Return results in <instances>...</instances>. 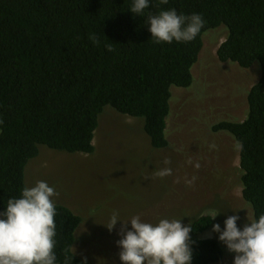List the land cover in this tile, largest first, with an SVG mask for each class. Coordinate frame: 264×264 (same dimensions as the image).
I'll list each match as a JSON object with an SVG mask.
<instances>
[{
    "label": "trees",
    "instance_id": "1",
    "mask_svg": "<svg viewBox=\"0 0 264 264\" xmlns=\"http://www.w3.org/2000/svg\"><path fill=\"white\" fill-rule=\"evenodd\" d=\"M131 4L0 0V211L27 185L26 168L43 147L94 153L107 106L141 119L152 146L167 147L171 89L192 85L204 33L225 25L229 33L217 50L219 60L246 69L258 61L262 73L249 91L246 118L220 121L212 130L227 131L240 144L243 198L253 218L264 214V0H152L144 17L134 15ZM162 8L199 13L205 26L192 42L156 44L145 21ZM211 218L202 214L191 223L192 264L224 258L217 238L202 237ZM55 223L61 264L66 249L74 253L72 264H89L74 252L82 217L57 203Z\"/></svg>",
    "mask_w": 264,
    "mask_h": 264
},
{
    "label": "rangeland",
    "instance_id": "2",
    "mask_svg": "<svg viewBox=\"0 0 264 264\" xmlns=\"http://www.w3.org/2000/svg\"><path fill=\"white\" fill-rule=\"evenodd\" d=\"M228 33L225 25L205 32L192 68V85L172 87L167 147L152 146L141 119L107 106L99 117L94 153L43 147L29 161L27 185L46 181L59 193L57 203L82 217L74 252L89 264H122L117 246L121 223L111 232L104 225L114 212L122 219L139 215L148 222L181 217L190 226L196 217H213L217 211L221 212L213 224L219 222L222 227L230 215L239 216L240 228L250 222L248 217L253 218L252 207L242 194L240 144L231 133L214 132L212 126L246 118L248 94L262 69L258 61L246 69L219 60L217 50ZM165 168L171 169L170 174L159 176ZM217 236L212 226L202 235ZM222 245L224 258L215 264H233L234 253Z\"/></svg>",
    "mask_w": 264,
    "mask_h": 264
},
{
    "label": "clouds",
    "instance_id": "3",
    "mask_svg": "<svg viewBox=\"0 0 264 264\" xmlns=\"http://www.w3.org/2000/svg\"><path fill=\"white\" fill-rule=\"evenodd\" d=\"M159 3L167 5L169 0H159ZM151 5L152 0H132L129 9L134 15L144 17ZM145 23L154 43L172 44L194 41L206 21L199 13L186 15L175 8H162L155 14L148 13ZM92 39L96 41V37ZM170 171L165 168L157 174L163 177ZM58 195L54 186L40 180L24 186L19 196L7 199L4 210L0 211V264H61L55 251V197ZM238 220V215L227 216L223 227L219 222L214 223L212 231L218 234V240L227 250L234 253L233 264H264V214L248 217L250 222L242 228L238 227ZM117 222L121 223L117 246L122 264H192V228L183 224L181 217L148 222L139 215L122 219L114 212L109 223L103 224L111 232ZM73 255L66 249L62 264H72Z\"/></svg>",
    "mask_w": 264,
    "mask_h": 264
}]
</instances>
